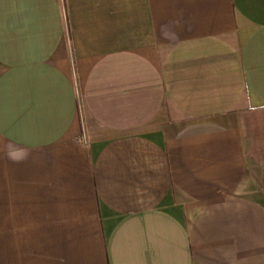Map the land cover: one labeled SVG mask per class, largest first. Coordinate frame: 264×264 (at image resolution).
<instances>
[{
  "label": "crops",
  "instance_id": "0c3cea01",
  "mask_svg": "<svg viewBox=\"0 0 264 264\" xmlns=\"http://www.w3.org/2000/svg\"><path fill=\"white\" fill-rule=\"evenodd\" d=\"M0 229L17 264H264V0H0Z\"/></svg>",
  "mask_w": 264,
  "mask_h": 264
},
{
  "label": "rangeland",
  "instance_id": "374dc122",
  "mask_svg": "<svg viewBox=\"0 0 264 264\" xmlns=\"http://www.w3.org/2000/svg\"><path fill=\"white\" fill-rule=\"evenodd\" d=\"M8 253L9 251L5 248V242L2 239L0 229V264H17V259L15 257H12V255L8 257Z\"/></svg>",
  "mask_w": 264,
  "mask_h": 264
}]
</instances>
